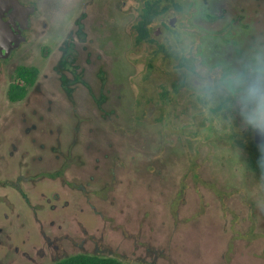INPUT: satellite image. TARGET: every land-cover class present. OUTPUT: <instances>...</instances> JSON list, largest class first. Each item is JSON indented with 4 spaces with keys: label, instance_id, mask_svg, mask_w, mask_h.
Wrapping results in <instances>:
<instances>
[{
    "label": "rangeland",
    "instance_id": "1",
    "mask_svg": "<svg viewBox=\"0 0 264 264\" xmlns=\"http://www.w3.org/2000/svg\"><path fill=\"white\" fill-rule=\"evenodd\" d=\"M36 1L26 42L0 61V264L76 253L264 264V178L226 143L220 124L209 128L190 91L172 96L173 61L152 56L153 46L137 50L125 35L130 20L117 14L108 51L94 23L99 46L81 45L77 0ZM174 1L177 27L186 0ZM199 6L213 62L235 63L264 40V0ZM18 65L38 75L11 102Z\"/></svg>",
    "mask_w": 264,
    "mask_h": 264
},
{
    "label": "clouds",
    "instance_id": "2",
    "mask_svg": "<svg viewBox=\"0 0 264 264\" xmlns=\"http://www.w3.org/2000/svg\"><path fill=\"white\" fill-rule=\"evenodd\" d=\"M169 44L181 63L182 82L203 106L219 109L242 131L259 137L257 167L264 168V40H257L235 62L207 56V33L199 0H186V11Z\"/></svg>",
    "mask_w": 264,
    "mask_h": 264
},
{
    "label": "flooded vegetation",
    "instance_id": "3",
    "mask_svg": "<svg viewBox=\"0 0 264 264\" xmlns=\"http://www.w3.org/2000/svg\"><path fill=\"white\" fill-rule=\"evenodd\" d=\"M19 1L24 5L34 6L33 13L30 14L28 17V28L23 31L25 40L20 43V47L27 40V33L31 30L33 24V17L39 9V3L36 0ZM147 1L148 0H77V4L79 6L77 26L80 29L82 35V37H80V43L81 45H83L86 43L94 42L93 46H99V42L101 41L97 40L96 36L92 34L94 32L93 28L91 26L89 27V24L93 26L94 23V25L96 24L100 28L105 29L106 37H104V39L102 40V47L100 48L104 52L108 51L109 47L112 45L113 42V19H115V15L117 14V16L121 17L122 19H129L130 22L128 24H125L126 29L125 27L123 28L125 29V35L127 34L128 37L132 39L134 47L138 48L137 50L145 47L151 48L153 46L155 47V49L152 50V56H163L164 58L169 59L168 54H170V59L174 63V70L175 72H177V78L170 83L172 89L171 93L173 96L175 93H177L179 88H186V86H181L182 84H180L178 79L180 61L171 50V47L168 51V47L170 46V35L173 29L176 28L177 24V17L175 16V14L179 13L180 10L177 9V3L174 0H171L170 2L166 3H159V6L150 10L149 15L151 16V19L149 22L146 23L141 15L146 13L148 10ZM163 4L166 5V8L162 6ZM169 10L172 11L174 15L168 16ZM172 17H175L176 21L173 25H170L169 19ZM163 35L169 36V38L167 37L166 40H162L161 37ZM96 40L97 43H95ZM45 48H47L48 50V47ZM17 49H15L14 51H16ZM96 51L98 52L101 50L97 49ZM93 53L96 52L93 50ZM2 60L5 59H0V61ZM222 117H226L225 114H223ZM252 137L254 138L253 134ZM256 144L258 145V143Z\"/></svg>",
    "mask_w": 264,
    "mask_h": 264
},
{
    "label": "trees",
    "instance_id": "4",
    "mask_svg": "<svg viewBox=\"0 0 264 264\" xmlns=\"http://www.w3.org/2000/svg\"><path fill=\"white\" fill-rule=\"evenodd\" d=\"M171 0H148L147 1V12L142 14V18L145 22H149L151 16L149 12L151 9L156 8L159 6V3H166L170 2ZM166 8V5H162ZM177 9L180 10L181 7L177 4ZM147 35V34H146ZM170 46L168 47V51ZM44 55H47V48L44 47L43 49ZM168 58L170 59L171 56L168 54ZM181 67V63L179 64ZM38 75V69L35 66H24L18 65L16 66L13 74V80L9 84L7 89V98L11 102H16L22 100L30 86H32L36 80ZM179 82L182 84L181 86H185L182 82V78L179 72ZM169 90L165 87L163 88V92L161 96L165 99H168V92ZM197 102L201 105V107L206 108L208 111V117L206 120L209 123V128H217L218 125H221L222 136L226 143L230 146L239 149L246 159V164L253 170L260 173L264 178V168L257 167V159L260 155V151L258 145L253 140L252 132L251 131H242L241 125L239 120L233 119L231 122L228 121V117H222L224 113H222L219 109L210 110L209 108L203 106L198 100ZM222 123V124H221ZM51 264H143L139 262H126L119 260L115 257L111 256H102L97 254H88V253H76L69 255L67 257L61 258Z\"/></svg>",
    "mask_w": 264,
    "mask_h": 264
},
{
    "label": "water",
    "instance_id": "5",
    "mask_svg": "<svg viewBox=\"0 0 264 264\" xmlns=\"http://www.w3.org/2000/svg\"><path fill=\"white\" fill-rule=\"evenodd\" d=\"M33 5H24L19 0H0V59H6L25 40L24 30L28 28V17ZM175 17L169 19L173 25ZM257 143L259 137H254Z\"/></svg>",
    "mask_w": 264,
    "mask_h": 264
}]
</instances>
